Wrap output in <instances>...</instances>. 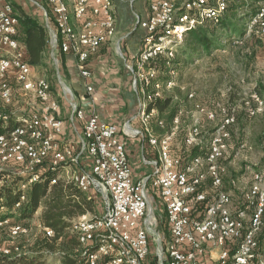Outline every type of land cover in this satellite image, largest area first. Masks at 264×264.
Returning a JSON list of instances; mask_svg holds the SVG:
<instances>
[{
	"label": "built area",
	"instance_id": "obj_1",
	"mask_svg": "<svg viewBox=\"0 0 264 264\" xmlns=\"http://www.w3.org/2000/svg\"><path fill=\"white\" fill-rule=\"evenodd\" d=\"M32 1L43 10L52 54L60 51L77 58L86 94L79 100L63 84L60 75L58 82L70 108L69 120L82 122L83 131L77 142L62 141L67 121L63 108L49 79L33 76V66L18 40L19 13L14 1L0 0V118L6 123L14 120L7 132L0 133V161L20 164L22 172H31L37 165L50 162L62 168L60 177L71 178L80 190L105 195L106 209L99 218L84 219L85 215L74 221L73 230L78 233L79 241L94 247L86 254V264H145L153 239L165 245L168 264H264L259 240L264 224V171L256 169L249 186L246 201L251 212L246 219L244 209L232 212L231 195L223 189L219 165L232 139L238 112L244 110L250 117L264 113V96L255 88L239 104L228 105L223 101H214L213 107L195 104V112H191L193 125L186 136L189 146L204 141L199 117L217 122L210 133L205 157L199 155L186 161L172 154V141L182 111L175 118L171 133L158 136L149 127L155 111L148 112V102L161 98L164 87L171 89L176 85L178 74L174 62L186 33L207 22L218 26L228 11V0H181L179 4L178 0H150L145 18L135 13L139 27L144 30L143 42L126 67L134 74L133 84L139 86L144 97L139 112L142 129L126 125L121 131L117 124L102 120L96 111L87 114L80 105L81 99L94 92L93 74L88 67L91 55L102 45L111 43L117 32L114 0H47L54 25L48 10L37 0ZM260 3L258 12L250 18L249 29L259 28L264 36V0ZM234 39L239 45L244 38ZM163 59L169 65L165 85L157 81L154 66ZM10 73L16 76L23 93L39 99L37 110L13 114L2 108L13 98ZM260 85L264 88V79ZM193 98L194 93H190L189 99ZM122 133L142 137L156 154L148 162L153 167L150 182L166 205L167 238H162L156 229L148 182L133 178ZM85 159L91 163L90 170L83 164ZM38 177L35 175L31 182ZM207 182L213 188L212 196L204 188ZM25 199L23 196L17 206ZM11 222L10 218L0 220V227L10 226L12 240L11 246L0 247V253L21 252L23 247L17 240L29 234V227ZM218 247L222 249L218 260H201L209 248Z\"/></svg>",
	"mask_w": 264,
	"mask_h": 264
},
{
	"label": "rangeland",
	"instance_id": "obj_2",
	"mask_svg": "<svg viewBox=\"0 0 264 264\" xmlns=\"http://www.w3.org/2000/svg\"><path fill=\"white\" fill-rule=\"evenodd\" d=\"M19 3L28 14L33 16H41L42 9L39 8L32 0H14ZM134 1V0H133ZM132 1V2H133ZM137 1V0H135ZM261 0H228V14L233 25L222 37V44L224 48L213 50L210 53H203L202 56L196 55L194 60L187 61V55L181 50L179 52L178 61L175 63V70L178 74L176 85L172 88H180L183 93L190 95L194 93V98L190 101L181 104V111L183 113L181 126L177 129V132L172 141V154L177 157L186 158L190 153L191 147L186 143V136L191 129L193 122L191 112H195V104L199 103L208 107H213L214 101H223L227 104L234 102H240L241 99L253 89L260 85V82L264 79V36L259 28L249 29L251 25L250 18L253 17L261 7ZM131 0H128V5H131ZM147 4L144 3V5ZM147 7V6H146ZM133 23H137V14H141V11L135 7L131 9ZM51 22L54 25L51 12L48 11ZM116 14V10H115ZM44 17V13H43ZM117 19V18H116ZM247 30V31H246ZM245 31L244 39L240 40V44L234 42V38H237L239 34ZM232 35V37H230ZM116 39V37H114ZM115 39L111 43L115 42ZM125 40V39H124ZM117 48V49H116ZM116 57L118 61H125V54L121 41L116 46ZM52 45L49 43L48 52L45 59L49 62V68L47 71L39 68H34L35 77H51L55 79L56 89L58 95L64 96V90L61 84L58 82L59 75L61 81L67 87L77 95V91L74 90L72 84H70L69 78L64 73L58 74L53 68H57L56 59L61 60L58 52L55 51V55L52 54ZM56 58V59H54ZM134 58V57H133ZM130 59L128 63L133 60ZM61 65V61H60ZM169 66L166 61L161 60L155 64L156 73L159 79L164 82L167 79V72L161 70L163 67ZM54 71V77L53 73ZM46 73V75H45ZM50 73V75H48ZM9 83L12 88L13 98L10 104L2 106L5 111L20 114L31 113V111L37 110L40 106V101L33 94L23 93L21 86L16 80V76L12 73L9 74ZM134 81V79L132 80ZM133 88L139 97L140 103L144 102V97L139 90V86ZM168 89L164 94L173 93ZM156 115V114H155ZM237 125L233 127L232 139L228 143V149L219 160L221 166L223 189L231 195V210L236 213L237 210H245V218L250 217V209L246 201L247 192L250 189V185L253 182L254 173L256 169L264 171V113L259 114L256 117H247L244 113L240 115ZM201 122V128L203 134H210L215 130L217 122H209L204 117H199ZM129 125V124H127ZM142 125V124H141ZM135 129H142V126L137 127L130 125ZM209 139V138H208ZM245 144L244 147L241 145ZM65 175V174H64ZM66 177V175H65ZM204 188L212 196L213 188L211 184L207 182ZM89 194L97 199L98 205L103 213L105 207V195L97 193L94 190H89ZM150 203L156 215L157 231H159L161 237H168V222L166 216V205L162 197L155 193L154 189L150 190ZM41 210H39L34 219L28 224L30 231L28 235H22L18 238L17 243L20 246L28 247L32 244L34 238L40 234L42 228L38 225V216ZM92 217L87 215L88 219ZM83 219V220H84ZM159 221V222H158ZM19 224V223H18ZM21 224V223H20ZM22 225V224H21ZM7 226V227H6ZM0 227V247H9L12 245V240L9 236L10 226ZM260 244L264 253V224L260 232ZM165 245H160L159 242L153 239L151 243V249L149 252L150 264H168V255H166ZM161 253V254H160ZM50 264H62L60 259L55 255L49 258Z\"/></svg>",
	"mask_w": 264,
	"mask_h": 264
},
{
	"label": "trees",
	"instance_id": "obj_3",
	"mask_svg": "<svg viewBox=\"0 0 264 264\" xmlns=\"http://www.w3.org/2000/svg\"><path fill=\"white\" fill-rule=\"evenodd\" d=\"M37 1L51 12L47 0ZM149 2L150 0H147L148 4ZM180 2L181 0H178L177 4ZM14 6L19 13L18 40L25 49L26 58L32 66H44V58L48 52L50 42L49 32L44 24L43 11L41 16H33L28 14L16 1H14ZM232 25L233 23L227 11L218 26L207 22L205 25L188 31L184 37V43L177 51V55L179 56L182 46L181 52L187 55V61L194 60L196 55L202 56L203 53H210L213 50L224 48L222 37ZM244 35L245 31L239 34L238 37L244 38ZM177 61L178 59L174 64ZM163 69L168 73V66L163 67L161 70ZM48 79L56 93L55 80L51 77H48ZM157 81L165 85L167 79L163 82L158 76ZM164 89L167 92L168 89L165 87ZM171 89L170 91H173V93L164 94L163 97L148 102V112L155 111L156 114L151 118L149 127L158 136L172 132L175 126L174 120L181 113V104L190 101L188 94L183 93L182 89ZM257 91L264 96V88L261 85L257 86ZM240 102L233 101L228 105L239 104ZM242 113L250 117L244 110L239 111L235 125H237ZM182 116L183 113L180 122ZM13 122L14 120L11 119L6 123L0 118V133L7 132L12 127ZM160 122H164V125L161 126ZM206 137L209 139L205 138L202 144L190 146L191 150L185 158L186 161L199 157V155L206 156L208 143L211 140L209 133L206 134ZM145 145H149V142H145ZM61 170L62 168L54 167L50 162H45L37 165L31 172H22L20 164H3L0 161V220L10 218L12 219L11 225L21 223L29 227L30 221L41 210L38 216V225L42 228L32 244L28 247L27 245L26 247L22 246L21 252L16 253L13 251L9 254L1 252L0 264H50L49 258L52 255L60 259L62 264H86V254L93 251L94 247L91 244L84 246L79 241L78 233L73 230L74 221L89 214L94 219L99 218L102 214L101 207H99L97 199L91 196L89 192L80 190L74 180L67 176L60 177ZM35 175L39 177L31 182ZM53 180H56V182H53ZM24 185L25 187H23ZM23 196L26 199L17 206ZM50 230L53 231L51 235L48 234Z\"/></svg>",
	"mask_w": 264,
	"mask_h": 264
},
{
	"label": "crops",
	"instance_id": "obj_4",
	"mask_svg": "<svg viewBox=\"0 0 264 264\" xmlns=\"http://www.w3.org/2000/svg\"><path fill=\"white\" fill-rule=\"evenodd\" d=\"M127 1L128 0H114L117 18L115 42L113 44L102 45L95 54L91 55L88 61V67L93 74L92 84L94 92L86 99H81L80 101V105L85 108L87 114L96 111L100 114L102 120L117 124L120 131L127 124L137 127L142 126L139 117L141 109V106H139V97L133 88L132 80L134 79V74L127 69L126 63L140 50L144 35V30L139 27L138 23H133L134 20L131 9L137 7L141 11L140 16L143 18L149 13L148 3L144 5L147 0H131V2L133 1L131 5H128ZM119 41H121L123 45L122 49L126 57L124 62L118 61V59L114 57V55H116V46ZM58 55H60L61 60L58 59L57 68L54 67L53 70L56 71L57 69V73L59 71L58 74L64 73V75L69 78L70 84H72L74 90L77 91V97L80 100L82 95L86 94V91L84 86L85 80L78 72L77 58L70 53L58 52ZM47 65H49V62L45 59V64L44 66H40V71H43V69L47 71V68H49ZM33 67H35V69L39 68L38 66ZM54 71H52L53 77ZM48 75H50V73H48ZM55 91L56 98L59 100L64 115L67 118L62 141L77 142L81 138L83 124L79 121L72 122L69 120L70 108L66 98L65 96L62 97V95L59 96L57 89ZM121 139L126 144V151L134 180H146L150 191L153 189L150 182L153 175V167L148 162L155 158L156 154L150 145H145L144 139L140 136H126L122 133ZM83 164L87 170H90L91 163L88 159H85ZM259 238L261 239L262 237L259 235ZM221 250L220 247L209 248L204 255H201V260H218L221 255ZM231 251L233 252L232 247ZM148 260L149 257L145 264H150Z\"/></svg>",
	"mask_w": 264,
	"mask_h": 264
}]
</instances>
